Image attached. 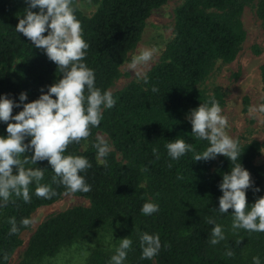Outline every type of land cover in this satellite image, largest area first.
Listing matches in <instances>:
<instances>
[{"label": "trees", "instance_id": "obj_1", "mask_svg": "<svg viewBox=\"0 0 264 264\" xmlns=\"http://www.w3.org/2000/svg\"><path fill=\"white\" fill-rule=\"evenodd\" d=\"M93 1L99 6L91 16L82 11L79 0H73V7L83 39L89 44L85 62L95 72L96 86L102 91L110 90L121 78V67L130 52L141 41L151 13L169 0ZM244 7L245 0H184L176 9L174 37L159 62L145 75L147 82L133 81L112 93L116 104L104 111L99 127L91 128L90 146L82 150V140L70 144L65 152L86 157L92 165L81 173L90 191L76 192L90 204L46 218L31 236L19 264H36L53 257L95 228L114 224L118 219L127 224V236L132 241L124 264H252L254 256H259L264 264V232H233L232 209L227 214L214 210L222 196L218 185L223 174L230 171V159L222 155L218 159L193 161L194 152H188L173 161L165 148L171 140L182 138L192 144L195 152L206 149L207 142L191 134L192 126L186 116L192 108L213 98L220 107L224 106L220 89L209 92L201 85L218 61L231 63L237 58L247 38L242 19ZM25 8V0H0V95L18 100L21 92H27L26 102H31L62 74L41 49L15 31ZM258 15L264 23V0H260ZM261 72L264 83V65ZM154 87L157 92L152 91ZM20 110L22 106L14 108L13 115ZM6 127L0 123V135H7ZM99 132L109 135L125 161L110 151L106 165L97 163L93 143ZM239 145L242 154L238 162L249 170L254 181V186L246 191L247 201L252 204L264 196V162L257 161L263 145L258 140ZM32 167L44 168L41 184L49 186L54 195L37 197V185L32 183L30 202L13 195L7 205L0 207V264H10L23 244L22 234L29 226H23L22 220L31 223L38 208L69 193L59 178L54 179L47 160ZM256 186L260 192L254 191ZM148 201L157 204L159 211L145 216L141 208ZM209 218H215L226 236L215 246L209 244L213 227L207 223ZM13 220L18 231L10 234ZM144 232L157 234L161 240V250L151 260L141 259L139 237ZM229 250L231 256L226 255ZM110 257L105 251L96 250L88 264H109Z\"/></svg>", "mask_w": 264, "mask_h": 264}, {"label": "clouds", "instance_id": "obj_2", "mask_svg": "<svg viewBox=\"0 0 264 264\" xmlns=\"http://www.w3.org/2000/svg\"><path fill=\"white\" fill-rule=\"evenodd\" d=\"M25 4L15 31L32 46L41 49L57 65L62 78L48 85L47 91L42 88L39 98L31 102H26L27 92H21L18 100L7 94L0 95V123L7 125V135H0V207L7 205L13 195L30 202L29 185L32 183L37 185V197L51 198L54 195L49 186L41 184L44 168L32 167L38 161L47 160L55 173L54 179L59 178L58 182L69 192L90 191V185L81 174L91 168L89 160L65 152L70 144L86 140L91 128L99 127L104 111L116 104L110 90L102 91L96 86L95 72L85 62L89 44L83 39L73 0H25ZM151 57L150 51L141 50L133 60V67L148 62ZM141 79L147 82L146 76ZM152 91L158 89L154 87ZM21 106L22 110L13 115V109ZM249 113H264V104L250 107ZM186 119L192 126L191 134L207 142L206 149L195 152L192 144L184 139H174L165 145L167 156L176 161L188 152H194L193 161H208L219 155L229 158L231 168L223 174L218 185L222 196L214 210L227 214L232 209L233 232L240 229L249 233L264 232V196H259L252 204L247 201L246 191L254 186V181L249 170L238 162L242 154L239 141L228 134L229 123L219 103L215 98L202 103L192 108ZM93 147L97 163L106 165V157L111 151L109 141L98 136ZM153 155L159 159L155 149ZM254 191L260 192L261 188L256 186ZM158 211L159 206L151 201L145 202L141 208L145 216ZM21 223L26 227L30 221L24 219ZM207 223L213 226L209 234L210 245L215 246L226 239L215 218H209ZM11 224L10 234H15L18 231L15 220ZM139 239L141 259L151 260L160 252L159 235L144 232ZM131 246L129 238L120 239L109 264H124ZM232 254L230 250L226 252L228 256ZM252 264H261L260 257L254 256Z\"/></svg>", "mask_w": 264, "mask_h": 264}, {"label": "rangeland", "instance_id": "obj_3", "mask_svg": "<svg viewBox=\"0 0 264 264\" xmlns=\"http://www.w3.org/2000/svg\"><path fill=\"white\" fill-rule=\"evenodd\" d=\"M184 0H169L165 5L153 10L147 20L143 36L137 47L130 52L128 60L122 65V76L110 89L112 93L124 89L133 81H138L156 65L166 46L174 37L176 9ZM260 0H245L242 19L247 30V38L237 56L231 63L218 61L209 78L201 87L209 92L216 89L224 94L225 104L222 114L227 118V132L240 143L258 140L262 143V154L258 163L264 162V113L250 114L249 108L264 104V83L261 67L264 65V23L258 15ZM82 11L91 16L99 3L93 0H79ZM141 50L152 53L146 63L133 67V60ZM248 102V103H247ZM104 137L116 152L118 160L125 161L105 132L95 137ZM91 144V138L84 140L82 150ZM222 156L219 155L217 159ZM90 201L76 193H66L57 202L38 208L32 215L31 223L22 234L23 244L14 254L10 264H19L28 242L37 227L49 216L78 205H89ZM127 224L118 219L114 224L101 225L90 234L76 241L72 246L62 248L57 255L39 260L36 264H88L90 256L96 251L113 255L120 239L127 236ZM125 263V261H124Z\"/></svg>", "mask_w": 264, "mask_h": 264}]
</instances>
